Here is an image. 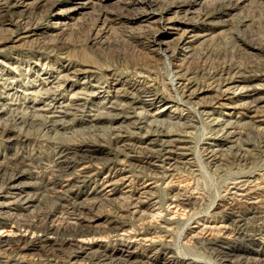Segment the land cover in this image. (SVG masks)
<instances>
[{
    "label": "rangeland",
    "instance_id": "1",
    "mask_svg": "<svg viewBox=\"0 0 264 264\" xmlns=\"http://www.w3.org/2000/svg\"><path fill=\"white\" fill-rule=\"evenodd\" d=\"M183 85L204 91L187 99ZM226 88L231 105L264 96V0H0V162L27 170L31 176L21 180L41 190L70 189L66 199L49 193L33 212H20L37 226L55 224L57 242L79 218L95 225L84 240L90 250L109 256L128 247L154 264H225L219 258L228 252L232 261L254 264L264 254L261 221L249 222L244 236L216 229L227 217L252 216L238 195L242 184L255 190L264 215V125L255 128L244 109L219 106L209 118L201 112ZM116 92L153 96V112L166 106L158 122L146 124L181 136L185 148L175 151H185L190 165L165 177L149 165L142 152L149 137L133 127L138 118L114 119L107 108ZM57 109L63 113L52 123L48 115ZM213 116L222 123L210 125ZM225 122L231 137L220 131ZM79 154L86 159L75 171L87 177L63 182L65 160ZM142 190L151 196L135 211L129 198ZM20 233L0 225L2 238ZM40 243L19 264L67 263V247Z\"/></svg>",
    "mask_w": 264,
    "mask_h": 264
},
{
    "label": "bare ground",
    "instance_id": "2",
    "mask_svg": "<svg viewBox=\"0 0 264 264\" xmlns=\"http://www.w3.org/2000/svg\"><path fill=\"white\" fill-rule=\"evenodd\" d=\"M75 74L76 73H73V75ZM187 86L188 85H183L181 88L182 95L186 97L187 99H191V98L194 99L197 97V95H200V93L204 91L202 88L190 89L191 87H187ZM96 92H97L96 90L94 91L92 90L90 91V93H82V94H84L85 97L86 96L91 97V96H94ZM117 92L115 93L114 100L109 101L110 99H107V100L105 99L107 108L110 110L109 112L113 113L112 117L114 119L117 118L122 121H125V120L128 121L131 119L138 118L133 123V127L137 130H140V129L142 130L144 128V134H146V136L149 137L147 145L143 148V151H142L143 154L145 155L146 162L152 167L153 166L161 167L162 171H160L159 173L162 172L164 177L167 176V174L179 164H184L186 166L190 165L189 161H187L188 159L186 160L187 157H186V154L184 153L185 151L181 153L175 151V149L179 150V149L185 148V147L178 146L180 145V143H182L181 136H172L171 131L168 129L167 130L161 129L160 131L154 130V132H157V133L151 132L148 128L149 126L146 124V123L152 124L153 122H158V117H160L162 113L166 111V106L162 105L158 111L156 110V112H153L154 110L152 111L151 108L156 100V98H154L153 96H146V97L137 96L136 97L135 95H130L128 93L118 94ZM231 94L232 93L230 92V89L226 88L220 91L219 93L210 95V97L208 96L209 100L208 101L206 100V102H203V104L200 105V107H202V110H201L202 114L208 117L211 114L210 110L212 108H219V106H223L225 110L244 109L246 110V114H248V117H250V119L252 120V124L255 126V128L260 129V127L264 125V96L259 97L258 99H256L255 101L251 103H247L248 106L246 107H241V105L245 103L231 105V103L229 102V100L232 99ZM80 98L81 97L77 99H80ZM42 111L45 113H49L48 112L49 110L47 109H44ZM3 112H4V107L0 105V114H2ZM62 113L63 111H61L60 109H57L55 113L53 112V114L48 115V117L53 118L51 120L53 123L56 121V120L54 121V119L59 118L61 116L60 114ZM221 123H222V119L217 116L215 117L213 116L209 120V124L212 126L220 125ZM117 127L119 128V126ZM117 127H114L113 129H117ZM230 128H231V125L226 123V125L221 127L220 131L226 130L227 131L226 135H229L231 137L233 136L235 132H232ZM223 133H226V132H223ZM208 152L210 153L208 157L211 158V161L215 160L216 151L213 149H210L208 150ZM85 159L86 157L84 154L83 155L79 154L78 158L71 157L65 160L67 172L63 173L61 176V179H63V182L76 183L87 177V175H85V173L87 172L83 174V173H77L75 171L76 165L79 163H84ZM26 171L25 170L20 171L19 169L15 167H11V166L7 167L3 165L2 162H0V225H6L8 223H12L14 224L16 231L21 232L16 238L14 237L2 238L0 236V263H3V261H1L2 258H6V261L4 263L8 264V254L11 255L12 252L17 250L18 252L16 254H18V256L16 255V258L12 256V259L15 258L13 259L15 260V262L13 263L19 264L20 262L19 258L25 255V252L28 251L31 245H33L34 246L33 248L35 249L40 248L38 245L36 246L35 242L48 243L51 245L52 250H57V248L62 247V246L67 247L69 249V257H68V261H66L67 262L66 264H154L155 263L153 262V260H150L151 258L150 259L149 258H137L134 255L133 251H131L130 248L128 247H126V250L124 251V253L121 252L119 256L117 255L118 257L111 256L112 254L109 256V253L107 255L103 251L90 250V248L88 247V243L84 242V240H86L88 236H91L90 235L91 232L93 233L92 229L95 228V225L94 224L92 225V221L83 223L82 219L77 218L72 222L71 221L67 222L69 225L67 227L70 229L69 230L70 232L65 237L63 236L64 238L61 239L60 242H57L54 238L55 228H57V227H54L55 224L54 226L52 224H49L47 226H39V225L37 226L31 222L24 221L22 219V217L25 216L23 213L33 212L34 209L36 208V205H38L37 201L41 200V198L44 199L47 194L57 192L58 199L60 198L66 199V197L68 196V193L70 192V189L55 191V189L46 190L45 188L44 190H41L37 182L21 180L25 176H31ZM241 187L242 189H238V190H241L244 193L238 194V195L245 197L244 202L248 205L249 209H253V212H251L252 216L248 218H245L241 215H235L234 218L227 217L225 220H223L220 223L221 225H219L218 227L216 226L217 227L216 229L222 234L234 232L237 235L244 236L247 232V228H248L247 224L251 221L253 223L254 221L257 220V221L262 222V224L259 225V229H258L259 233H264V215L262 216L260 214L261 208H262L261 206L262 200H260L259 197L256 195L254 189L248 188L243 184L240 185V187L238 188H241ZM31 191H33L34 193ZM150 196H151V192L142 190V192H140L135 197L131 198V195H130L129 204H131L130 206L136 211L144 203V200H148ZM179 199L181 198L178 197V198H174L173 200H179ZM83 204L79 203L78 206L76 205L77 206L76 211L78 212L83 211L82 210L84 208L82 206ZM20 212H23V213H20ZM228 220H232V221H229L227 223ZM120 230H121V227L119 226H116L113 228V232L115 233H118V231ZM22 232H24V234L32 233V237L34 236L35 241L31 242V237L28 239L29 241H27V239L25 238L24 234H22ZM250 239L253 240V238H250ZM240 257L241 259L243 258L242 255H240L238 258ZM219 259L225 264H242V262H240L239 260L237 261L230 260L231 258L228 252L222 255V257L220 256ZM253 260H255L253 262L254 264H264V254L260 256L258 259H253ZM163 261H164V264H171L170 260L168 259H163Z\"/></svg>",
    "mask_w": 264,
    "mask_h": 264
}]
</instances>
